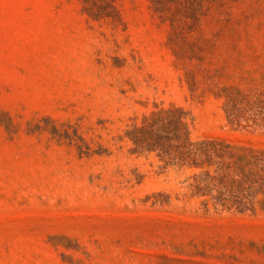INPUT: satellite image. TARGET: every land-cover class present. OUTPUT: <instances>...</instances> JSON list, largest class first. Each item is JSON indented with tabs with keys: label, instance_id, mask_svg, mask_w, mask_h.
<instances>
[{
	"label": "rangeland",
	"instance_id": "obj_1",
	"mask_svg": "<svg viewBox=\"0 0 264 264\" xmlns=\"http://www.w3.org/2000/svg\"><path fill=\"white\" fill-rule=\"evenodd\" d=\"M0 264H264V0H0Z\"/></svg>",
	"mask_w": 264,
	"mask_h": 264
}]
</instances>
